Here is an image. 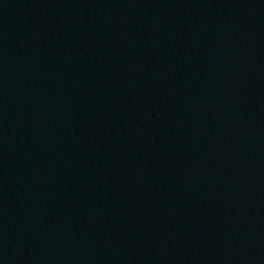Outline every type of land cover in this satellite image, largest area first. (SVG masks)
Returning <instances> with one entry per match:
<instances>
[{"label": "water", "instance_id": "1", "mask_svg": "<svg viewBox=\"0 0 264 264\" xmlns=\"http://www.w3.org/2000/svg\"><path fill=\"white\" fill-rule=\"evenodd\" d=\"M0 264H264V0H0Z\"/></svg>", "mask_w": 264, "mask_h": 264}]
</instances>
